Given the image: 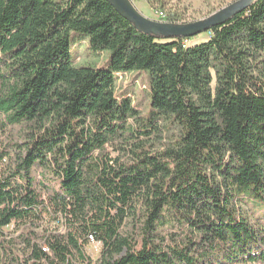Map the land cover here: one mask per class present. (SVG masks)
<instances>
[{
	"label": "trees",
	"instance_id": "obj_1",
	"mask_svg": "<svg viewBox=\"0 0 264 264\" xmlns=\"http://www.w3.org/2000/svg\"><path fill=\"white\" fill-rule=\"evenodd\" d=\"M71 31L109 66H75ZM205 32L145 34L107 0H0V136L23 137L0 141V264H264V0ZM134 69L147 117L115 94Z\"/></svg>",
	"mask_w": 264,
	"mask_h": 264
},
{
	"label": "rangeland",
	"instance_id": "obj_2",
	"mask_svg": "<svg viewBox=\"0 0 264 264\" xmlns=\"http://www.w3.org/2000/svg\"><path fill=\"white\" fill-rule=\"evenodd\" d=\"M132 0L136 8L146 17L159 20L164 17L167 12H175L180 17L179 23L193 22L205 18L214 12L226 7L234 0ZM70 56L72 63L75 66H94L107 68L109 66L108 50L94 52L89 47L88 37H80L76 32H70ZM207 37L206 32L195 35L190 42H197ZM149 72L147 70H130L127 72L116 73L115 78V94L119 97L129 96L132 104L138 108L143 117L150 115L151 107L149 97ZM175 133L174 128L170 131H165L164 137ZM21 126H9L4 134H1L0 141L3 145L11 144L15 141H21ZM111 156H116L117 152L111 147L106 150ZM39 170L34 168L32 171L37 174ZM264 210V203L262 202L259 208H251L250 212L254 216H259ZM264 217V214H263ZM40 231V229H39ZM87 252L95 259L99 256L101 244L98 242H91L87 246ZM237 264H263L261 262H247Z\"/></svg>",
	"mask_w": 264,
	"mask_h": 264
},
{
	"label": "water",
	"instance_id": "obj_3",
	"mask_svg": "<svg viewBox=\"0 0 264 264\" xmlns=\"http://www.w3.org/2000/svg\"><path fill=\"white\" fill-rule=\"evenodd\" d=\"M117 12L145 34L161 38L192 37L211 27L228 21L234 14L244 10L256 0H234L213 14L187 23L154 20L143 15L132 0H107Z\"/></svg>",
	"mask_w": 264,
	"mask_h": 264
},
{
	"label": "built area",
	"instance_id": "obj_4",
	"mask_svg": "<svg viewBox=\"0 0 264 264\" xmlns=\"http://www.w3.org/2000/svg\"><path fill=\"white\" fill-rule=\"evenodd\" d=\"M13 230H14V225H13V224H10V225H8V226L5 228V231H6V232H11V231H13ZM91 242H94V241H91ZM43 249H44V250H47V247L44 246Z\"/></svg>",
	"mask_w": 264,
	"mask_h": 264
}]
</instances>
